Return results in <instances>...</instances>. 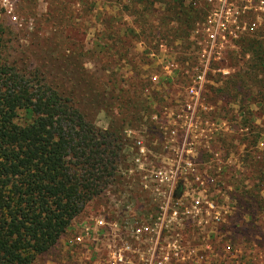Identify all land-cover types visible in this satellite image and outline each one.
I'll return each mask as SVG.
<instances>
[{"label":"rangeland","instance_id":"obj_1","mask_svg":"<svg viewBox=\"0 0 264 264\" xmlns=\"http://www.w3.org/2000/svg\"><path fill=\"white\" fill-rule=\"evenodd\" d=\"M206 10L203 0H0L1 55L17 66L38 69L55 87L67 93L75 91L73 100L98 127L107 128L111 121L120 126L124 121L126 140L128 130L136 131L145 137L152 153L149 152L144 164H137L127 145V156L119 165L117 182L89 202L58 243L33 264H105L114 246L131 242L130 229L134 221L149 224L155 221L163 188L153 186L143 167L161 163L165 160L162 157L169 155L162 152L160 133H156L155 125L145 118L152 113L146 100L152 101L151 94L157 93L155 101H162L163 97L170 103L182 92L170 86L171 97L164 90L162 96L149 84L148 73L151 68L154 73L155 66L143 60L145 44L149 37L158 33L152 23L156 25L162 19L170 21L171 12L182 14L171 20L169 34L173 37L188 15L193 13L195 25L203 21ZM261 15L250 12L245 19L255 21L262 18ZM257 33L260 34V28ZM186 35L185 29L182 36L186 38ZM242 48L229 55L221 65L230 67V73L212 75V82L205 89L207 101L216 103L223 98V109L218 116L229 123V130L221 131L208 145L222 159V162H216L221 163V169L212 163L216 166L207 174L213 176L216 183L210 194L215 211L224 218L218 222L183 218L172 226L181 234L183 244L197 248L195 253L206 250L215 264H224L222 253L226 245L235 251L227 260L230 259V264H264V190L256 199L262 205L260 214L257 217L253 214L251 218L246 216L240 231L243 236L230 238L236 232L232 221L234 213L241 212V209H235V198L241 188L249 191L257 181L252 180L256 175L254 171L260 170L262 164L257 166L254 156L259 158L261 155L264 160V114L260 108L259 88L254 86L245 93L241 91L243 102L229 89L238 76L244 77L246 73H251L253 83L264 78V73L255 70L258 46L253 47L255 55L245 51L246 46ZM109 80L111 84L107 83ZM180 80L176 84H180ZM223 87L226 90L218 92V88ZM117 88L129 91L128 95H119ZM101 93L103 95L99 97ZM115 95L121 100H113ZM237 113L241 114V123L245 113L249 119L247 123L254 130V136L248 140L236 130L234 116ZM197 146L201 159L205 160L207 144L198 141ZM253 203L256 204L255 199ZM184 206H190V202ZM248 211L253 212V209L250 207ZM94 219L104 220L106 227L98 230ZM85 226L97 230L96 246H73L72 235Z\"/></svg>","mask_w":264,"mask_h":264},{"label":"trees","instance_id":"obj_2","mask_svg":"<svg viewBox=\"0 0 264 264\" xmlns=\"http://www.w3.org/2000/svg\"><path fill=\"white\" fill-rule=\"evenodd\" d=\"M192 14L185 19L183 27L176 28L173 37L169 34L171 20L180 17V11L171 12L170 21L152 23L158 33L146 43L158 38L171 43L184 41L182 33L186 29L188 37L195 23ZM258 33L244 36L239 49L246 46L245 51L255 55L253 47L258 46L255 70L261 74L264 73V27ZM143 60L147 63L145 52ZM250 74L238 76L229 89L240 96L241 91L258 87L264 114V78L253 83ZM107 83L111 84V80ZM117 90L124 96L129 92ZM218 90L223 92L226 87ZM73 92L55 87L38 69L8 62L0 53V264H33L50 251L85 206L117 182L127 145L132 149L131 155L134 154L132 143L123 133L124 121L120 126L111 121L107 128L98 127L73 100ZM119 95L113 96V100L119 99ZM156 96L157 93L151 94L152 101L146 98L149 109L152 107L151 115ZM240 98L243 102L244 98ZM241 102H238L240 107ZM151 115L145 117L150 122ZM242 117V126L247 128L242 135L248 140L254 136V130L247 123L248 116L244 113ZM254 160L257 166L262 164L261 169L254 171L252 180L257 181L252 188L249 191L241 188L235 198V209L241 212L234 213L232 218L236 232L231 239L243 236L240 231L246 216L257 217L262 211L261 202L256 199L264 190V160L261 155L259 158L255 155ZM250 207L253 212H246Z\"/></svg>","mask_w":264,"mask_h":264},{"label":"built area","instance_id":"obj_3","mask_svg":"<svg viewBox=\"0 0 264 264\" xmlns=\"http://www.w3.org/2000/svg\"><path fill=\"white\" fill-rule=\"evenodd\" d=\"M203 1L207 6L205 18L193 26L185 41L171 43L158 38L156 43L145 44L146 61L155 66V72L151 68L148 73L149 84L162 96L164 91L170 92V86L182 93L175 101H170L173 104L162 96V101H153L150 120L156 133H160L162 152L169 155L162 157L165 160L161 163L143 167L153 186L163 188L155 221L152 224L134 221L130 229L131 242L114 246L105 264H215L206 250L195 253L197 248L183 244L181 234L172 226L183 218L203 222H218L224 218L215 211L210 194L216 183L213 176L207 174L216 165L221 169V163L216 162L222 159L208 145L221 131L229 130V123L218 116L223 98L216 103L209 102L205 89L212 82V75L230 73V67L221 65L230 53L239 49L240 40L264 27V0ZM250 12L262 13V18L246 20L245 15ZM172 44H175L174 50ZM179 80L180 84H176ZM234 119L236 130L241 134L246 132L239 113ZM126 136L132 143L135 163L144 164L149 152L152 154L145 137L132 130H128ZM198 141L207 144L205 160L199 155ZM188 202L190 206H184ZM94 222L98 230L106 227L102 219H94ZM95 232L97 230H91L90 226L75 232L73 246H96ZM167 235L169 238H164ZM223 251L224 264H230L235 251L230 245L224 246Z\"/></svg>","mask_w":264,"mask_h":264}]
</instances>
